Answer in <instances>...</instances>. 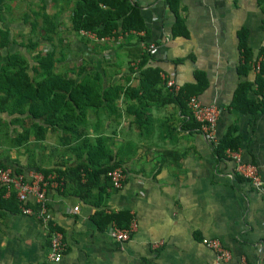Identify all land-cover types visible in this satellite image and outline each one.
I'll use <instances>...</instances> for the list:
<instances>
[{"label":"crops","instance_id":"crops-1","mask_svg":"<svg viewBox=\"0 0 264 264\" xmlns=\"http://www.w3.org/2000/svg\"><path fill=\"white\" fill-rule=\"evenodd\" d=\"M129 1L139 8L148 34L112 39L122 85L134 81L126 82L120 70L125 65L137 69L128 58L136 49L151 53V65L180 89L195 84V74H202L207 86L198 100L219 112L217 141L234 125L243 161L257 168L264 183V113L253 121L228 109L240 83L237 33L248 31L251 51L264 47L258 0H176V13L167 0ZM150 45L156 46L153 52ZM188 114L164 90L141 102L122 97L106 108L89 110L87 137L99 139L98 149L107 155L103 165L124 170L122 189L109 188V197L95 208L69 190L47 188L54 227L66 243L58 263L48 260L50 228L14 213V201L4 193L0 264H222L202 246L203 240H216L230 252L225 264H264L263 196L234 174L230 161L216 159ZM46 142L26 159H20L22 148L18 158L0 151V165L12 168L16 163L27 176L38 168L63 170L86 161L67 158L59 141L54 147ZM56 148L60 157L45 154ZM97 210L128 213L136 224L130 240L112 241L108 229L113 223L100 230L92 220Z\"/></svg>","mask_w":264,"mask_h":264},{"label":"trees","instance_id":"trees-1","mask_svg":"<svg viewBox=\"0 0 264 264\" xmlns=\"http://www.w3.org/2000/svg\"><path fill=\"white\" fill-rule=\"evenodd\" d=\"M43 1V0H40ZM69 6L71 29L76 34L81 32L93 35L98 41L104 39L117 40L119 36L146 33L144 22L140 17L139 8L129 0H64ZM175 1L167 0L172 11H175ZM261 12L260 28L264 32V0L257 1ZM45 19L49 18L47 15ZM54 28L50 23L48 32ZM86 35H82L87 39ZM248 31L241 29L237 33L238 64L236 75L240 83L236 87L231 103L228 107L239 115H249L252 120L264 113V47H260L255 55L247 46ZM51 41L50 36H46ZM5 41V42H4ZM145 43L146 39H142ZM7 45L6 39L2 40ZM4 45H0L3 47ZM37 41L29 42L26 48L33 53L30 62L26 63L15 54L8 55L6 63L0 67V115L11 119V123H30L32 133L42 140V134L46 127L61 125L65 131H74L79 137L80 148L86 153V161L71 165L63 170L37 169L47 178L54 175L59 184L58 189L65 190L85 204L99 208L105 199L109 197L108 189L111 188L107 173L113 166L103 165L106 152H100L95 139L85 138L84 131H78L73 123L83 122L84 114L89 110H100L113 105L124 97L125 100H145L148 95L161 93L163 90L181 108L182 113L189 112L187 102L190 98H199L207 84L202 74H195V84L182 88L177 96L169 93L165 87L162 71L151 65L152 54L142 52L139 49L131 50L128 58L137 69L128 67L126 82H132L128 86L122 84L104 86L98 75H83V70L76 78L67 79L57 73L54 68L55 58L53 51L36 50ZM251 94L253 99H249ZM142 97H141V96ZM27 112V113H26ZM191 122L199 131V125L190 115ZM86 121V120H85ZM72 125V126H71ZM237 128L230 126L225 134L211 147L213 155L219 161L227 159L226 151H237L240 146V138L235 135ZM86 132V131H85ZM29 133L20 134V139H26ZM84 136V137H83ZM85 138V139H84ZM64 145V144H62ZM79 151V148H76ZM82 151H79V153ZM77 153V156H80ZM79 158V157H76ZM0 167H5L0 165ZM15 174H22L15 171ZM5 190L0 189V201ZM14 201V213H17L14 195H10ZM13 203V202H12ZM100 230L114 223L120 228H127L132 217L126 212L111 213L107 215L102 210H97L92 216Z\"/></svg>","mask_w":264,"mask_h":264},{"label":"rangeland","instance_id":"rangeland-1","mask_svg":"<svg viewBox=\"0 0 264 264\" xmlns=\"http://www.w3.org/2000/svg\"><path fill=\"white\" fill-rule=\"evenodd\" d=\"M69 13V6L64 0H0V45H4L2 43L4 38L8 42L7 45L0 47V67L6 63L7 56L11 54H15L26 63H29L33 52L26 46L29 45L30 41H37L36 50L42 51V53L54 52L55 71L65 78H76L83 70L84 76L98 75L101 83L106 87L109 85L115 86L118 83L122 84L121 80L118 79V57L114 49L116 43L111 39L98 41L90 34L86 35L87 40L83 38V34H76L71 29ZM45 15L50 17L45 19ZM50 23H53L54 28L48 32ZM46 36H50L51 41L45 40ZM257 51H252L253 55ZM128 67L129 65H125V70H120L122 76L124 74L123 78L128 74ZM87 112L83 116L82 123H73L78 131H84L85 138H87L85 132ZM45 128V132L42 134L44 144L49 141L48 143L53 145L51 147H54L59 141L60 145L64 144L65 148L62 151H64L67 158H86L85 151L80 148L79 141L82 138L79 139L74 131H65L61 125L45 126ZM26 131L29 136L26 139H20V134ZM39 138L32 133L30 123L24 125L21 122L11 123V119L0 115V151L10 153V155L18 158L19 154L23 153L19 149L22 148L25 150V155L22 154L23 157L20 156V159H26L31 157L33 151L35 152V150H39L40 147L44 146ZM76 148H79L82 154ZM46 151L44 153L49 158L52 155L60 157L57 156V153H59L57 148ZM77 153L80 156H77ZM11 170L18 171V165L15 163Z\"/></svg>","mask_w":264,"mask_h":264},{"label":"built area","instance_id":"built-area-1","mask_svg":"<svg viewBox=\"0 0 264 264\" xmlns=\"http://www.w3.org/2000/svg\"><path fill=\"white\" fill-rule=\"evenodd\" d=\"M81 34L86 35L83 32ZM155 49V45L149 46V52H153ZM164 82L165 90L174 96L179 94L181 89L172 80L166 78ZM187 108L193 121L199 125V133L204 141L210 147L214 146L217 142L215 127L219 116L218 110L213 106H202L196 97L189 99ZM226 156L228 161L233 164L234 174L248 182L264 198V183L260 178L257 168L244 162L239 150H227ZM107 177L113 190L122 189L126 175L121 167L111 169L107 173ZM58 185L54 175H49L45 178L40 172H32L25 176L23 174H15L11 168L0 167V188L4 189L8 196L14 195L19 214L35 218L43 226L50 228L48 260L54 263L61 261L66 250V243L62 232L54 227L55 224L49 206H47L46 191L48 187L53 186L56 188ZM73 210L77 212L78 207H74ZM262 226L264 231V218ZM135 231L136 224L132 220L127 228H120L113 223L108 229V235L116 243H125L130 240ZM201 244L204 248L215 254L219 263L225 264L231 260L230 252L220 242L216 240H203Z\"/></svg>","mask_w":264,"mask_h":264}]
</instances>
